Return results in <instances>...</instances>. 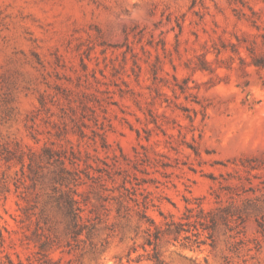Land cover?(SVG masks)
Returning <instances> with one entry per match:
<instances>
[{"label":"rangeland","instance_id":"obj_1","mask_svg":"<svg viewBox=\"0 0 264 264\" xmlns=\"http://www.w3.org/2000/svg\"><path fill=\"white\" fill-rule=\"evenodd\" d=\"M124 185L234 210L165 264H264V0H0V264H155Z\"/></svg>","mask_w":264,"mask_h":264},{"label":"trees","instance_id":"obj_2","mask_svg":"<svg viewBox=\"0 0 264 264\" xmlns=\"http://www.w3.org/2000/svg\"><path fill=\"white\" fill-rule=\"evenodd\" d=\"M64 171H67V169L64 168ZM122 188L123 190L115 198L116 211L119 216L124 218L132 217V213L135 212L139 217L141 226L146 225L144 248L149 247L152 249L147 256L155 264H165L158 250L159 242L165 237H173L175 241L196 243L201 247L207 244V240H201L202 233H208L209 245L214 247L215 234L221 226H225L230 230L234 229L232 226V223H234L233 217L235 216L234 210L232 208L207 210L204 207V197L196 198V202L187 200L186 213L179 220L173 215L166 217L161 213L165 220L159 224L148 216V201L140 199L138 188L135 186L129 188L126 185ZM74 194L77 195V192L70 189L64 196L66 214L70 219L69 230L73 235L79 236L87 229L90 236L94 227H88L84 224V210L80 206L79 200L73 196ZM40 249L42 252L46 251V244H42Z\"/></svg>","mask_w":264,"mask_h":264}]
</instances>
